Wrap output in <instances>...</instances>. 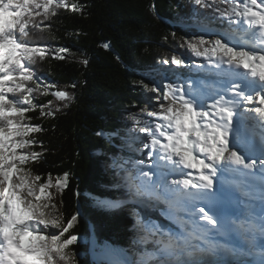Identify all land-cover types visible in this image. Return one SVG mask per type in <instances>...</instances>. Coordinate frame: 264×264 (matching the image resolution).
<instances>
[{"label":"snow or ice","instance_id":"1","mask_svg":"<svg viewBox=\"0 0 264 264\" xmlns=\"http://www.w3.org/2000/svg\"><path fill=\"white\" fill-rule=\"evenodd\" d=\"M193 2L202 8L212 7L209 0ZM221 2L229 5L221 11L229 25L222 38L205 40L201 35L194 42H187L191 52L209 61L222 78L220 86L205 96L194 82L186 87L164 83L162 89H150L162 97L158 110L144 113L155 119L141 123L132 117V131L143 134L140 138L149 150V158L158 162L157 168L168 171L157 173L139 168L136 175L129 171V190L162 200L169 208L182 199L209 198L214 177L222 169L233 165L236 167L231 170L236 173L256 169L257 160L243 154L241 146L251 150L258 141L264 156V0ZM68 7L66 0H0V264H75L70 246L78 238L69 233L77 217L73 215L65 223L53 212L51 209L56 206L49 191L55 187L62 195L68 173L58 176L54 185L51 174L42 182L40 174H33L26 167L41 156L39 152L27 151L37 144L31 134L44 130L28 122L31 118L27 113L39 107L41 116H54L60 110H53L51 102L37 105L36 95L51 94L64 101V107L73 99L67 91L50 93L54 84L41 87L32 66L43 61L51 49L32 45L26 38L31 28L40 27V21L56 15L58 8ZM71 8L79 11L83 5L73 3ZM103 47L107 49L109 45ZM67 51L59 49L54 58L64 59L61 53ZM163 63L180 66L184 61L173 55ZM137 163L143 165V161ZM259 166L264 170V159ZM168 175L181 178L169 182ZM154 176L160 179L154 181ZM259 195L264 201V179ZM199 213L205 224L185 223L179 236L161 232L156 241L159 247L145 252L137 264H235L206 259L237 253L215 239L220 220L212 209L205 211L201 207ZM240 227L245 229L251 248L257 247L259 239V247L264 250V207L258 221L254 215L250 223ZM147 231L155 236L159 230L152 226ZM261 255L260 264H264V251Z\"/></svg>","mask_w":264,"mask_h":264},{"label":"trees","instance_id":"2","mask_svg":"<svg viewBox=\"0 0 264 264\" xmlns=\"http://www.w3.org/2000/svg\"><path fill=\"white\" fill-rule=\"evenodd\" d=\"M209 2L212 7L202 8L193 0H66L68 8H58L56 15L40 21L39 28L30 29L26 38L30 44L51 49L43 61L32 66L37 80L42 79L38 81L41 87L54 84L50 93L67 91L73 99L64 107L65 102L51 94L36 95L37 105L51 102L53 110H60L54 116H41L39 107L27 113L28 122L44 130L31 134L37 144L27 151L41 156L26 167L40 174L42 182L49 174L56 179L68 173L67 186L58 197V211L51 210L65 223L73 215L77 217L69 233L78 238L70 246L75 264H99L92 259L93 243L100 248L112 244L125 252L129 240L136 254L143 253L126 233L124 209L101 204L121 200L123 179L115 169L103 174L100 165L110 166L118 156L117 141L112 138L106 145L103 140L116 131L124 132L121 109L130 107L134 113L158 110L156 104L162 97L150 89L162 81L157 68L166 66L164 60L173 55L183 59L186 53L206 60L195 56L187 43L199 37L196 30L181 26L228 29L221 11L229 5L221 0ZM73 3L83 9L73 11ZM104 44L109 47L105 49ZM62 48L68 50L61 53L65 58H54ZM177 70L166 74V82L186 86L194 66ZM139 120L148 121L145 114Z\"/></svg>","mask_w":264,"mask_h":264},{"label":"rangeland","instance_id":"3","mask_svg":"<svg viewBox=\"0 0 264 264\" xmlns=\"http://www.w3.org/2000/svg\"><path fill=\"white\" fill-rule=\"evenodd\" d=\"M188 26H191V27H193V29L196 30V26H193V24L182 25L181 27L182 28H187ZM225 31H227V29H225ZM196 32H197L196 34L198 36L203 35L205 40H214L216 38H222L221 30H216V29H213V28L202 27L201 31H197L196 30ZM183 59H184V63L182 65H180V66H176V65H173L171 63L170 64H165L166 65L165 67L159 66L157 68V72H158V75H159V77L161 78L162 81H160V83H156L155 82L154 86L163 88V84L167 83L166 82L167 81L166 74L168 72H175V71L178 72L177 69L179 67L191 64L192 66H194L195 71H193L192 74L189 75L188 80H186V83H185L186 86H187L188 83L194 82L195 86L198 89L201 90L203 87H205V89L209 90L208 86L207 85L205 86V82H206L205 79L203 80L200 77V75L204 74L205 73L204 71H206L208 69L206 67V65L203 64V60L196 59V58L192 57L191 54H187V53L183 55ZM208 65L210 66V64H208ZM201 66H203V67L199 70V68ZM193 78H194V80H193ZM190 79L193 80V81H191ZM41 80L42 79H38L39 82H41ZM152 102L154 103L155 100H152ZM156 105L158 106L159 102ZM146 112H149V111H147V110H145V111L136 110V112H135L136 114H135L130 109V107H126V108L121 109L120 114H121L122 120H123L122 129H124V132L123 131L122 132L116 131L112 135L106 136L104 138V140H103L106 145H110L112 143V141H113L112 138L117 140V142L121 143V147H120V150L118 152L120 155L116 157L117 163H116V165H114L116 167V169H117L116 170L117 173H120V174L121 173H125L127 175L129 171H128V168H126V167L128 165H132V163H135V165L137 164L136 167H134V168H136V170L139 169V168H143L144 171H149L150 170V169H146L144 167V166H147V164H148V163H145V161H146L145 159H143V160H145V161H143V165H140L137 162L138 161H142V160L138 159L137 156L133 157L131 154H127V152L128 153L129 152L133 153L135 151L136 152L141 151L145 155V158H147V156H148V151L149 150L144 148V146H143L144 145V141L140 138L143 134H138V133L132 131L133 127L135 126L134 125V121L132 120V117H137L139 119L140 116L142 114L146 113ZM145 117H147L148 121H152V120L155 119V118H152V117H148L146 114H145ZM126 137H132V140L137 141L136 145L134 146V148H132L129 145V149L128 150H123V145L132 144V143H130L132 141H130V142L124 141ZM101 152H102L103 155H105V156L107 155L105 151L104 152L101 151ZM123 153H125V155ZM110 161H111V156H110ZM122 166H123V168H121ZM100 168H101L103 174L106 176V174H107L106 171L108 169H112V166L111 165L108 166L106 164V165H103V166L100 165ZM126 175H125V178L123 177V179H122V184L124 186V181L126 182L125 187L128 190V193H127V195H128L129 194V189H128V181L126 179V177H127ZM52 181H53V184L55 185L56 179L52 178ZM49 191L53 194L54 199H53L52 203L55 204L56 207L54 209L57 212L58 211V206L57 205H59L58 204V197H59L60 193L55 187L49 189ZM122 196H124V195L122 194ZM128 198H131V196L128 195ZM122 201L120 200L119 202H115L113 200H109L107 202H102L101 204L104 205V206L106 205L107 207L108 206L109 207L115 206V207H120V208L125 207V205H126L128 207L124 211L131 213L132 207L129 206V204L126 203V202H125V204H122ZM147 215H148L147 216L148 218H151V220L156 223V219L157 218L154 215H152V214H147ZM134 219L137 221L136 223L139 226L138 234L135 233V230L132 229L131 226H129L130 233L133 232L135 234V237H137V238H138V236L139 237L143 236V238L147 237L146 240H152V238H153V241H155V242L157 240H159L156 235L155 236H151V235L148 234V231L146 229H143V228L140 227V222H141L140 221V217L138 218L139 220L136 219L135 217H134ZM128 225H129V223L128 224L126 223V226H128ZM156 228H157V225H156ZM135 237L133 236V241L134 242L136 241V243L138 245H140V241L136 240L137 238H135ZM126 239H128V238H126ZM126 243H127L128 250H126L125 252H123L119 247L114 246L112 244H108L106 247L100 248V246H97V245H95V243H93V249H92V254H91L93 261L97 262L99 264H101V263L102 264H134L135 262L140 261V259L142 257V253L136 254L134 252L135 251L134 250L135 245H131V244L129 245L128 244L129 240H128V242L126 241ZM157 246H159V245L157 244ZM110 254H112L114 257L112 255H110ZM113 259H115V260H113Z\"/></svg>","mask_w":264,"mask_h":264},{"label":"bare ground","instance_id":"4","mask_svg":"<svg viewBox=\"0 0 264 264\" xmlns=\"http://www.w3.org/2000/svg\"><path fill=\"white\" fill-rule=\"evenodd\" d=\"M199 28H201V27H199ZM228 30V29H227ZM205 72V71H204ZM205 75H207V73L205 72ZM207 80V79H206ZM207 82H209V80H207ZM215 82V78H213V82H211V83H205V86L207 85L208 86V89L209 90H207V94L209 95L210 93H211V90H212V88L213 87H216V88H218V86H215L213 83ZM204 86V85H203ZM204 89H203V91L205 90V87H203ZM125 140L127 141V142H130V141H132V144H134V143H136L137 141H135V140H132V137H126L125 138ZM129 171V170H128ZM126 175V174H125ZM127 176V175H126ZM125 185H126V182H125ZM126 188V187H125ZM128 189H129V186H128ZM128 195H130L131 196V198H128V204H129V206H131L132 207V209H135V210H137V212H139L140 213V227L141 228H146V227H148V225L146 224V221H144L143 220V217L145 216V213H146V209L148 208H151V206L153 205V203L156 201V199H154V198H150V197H148V196H145V195H135L134 194V192L133 191H130L129 190V194ZM126 207H128V206H126L125 205V207H122V209H126ZM166 209V211L168 212V213H170V214H173L172 213V210H174L175 211V209H176V206H173L172 208H169V206L167 205L166 207H165ZM149 212H151V211H149ZM142 215V216H141ZM124 216H125V220H126V223L128 224L129 223V225L127 226L128 227V229H127V231H126V233L129 235V236H132V234L129 232L130 231V228H129V226H131L132 227V229H134L135 230V233H137L138 234V230H139V226L137 225V221L134 219V216L131 214V213H129V212H125L124 211ZM174 218H175V216H174ZM136 219H138V218H136ZM182 219V218H181ZM139 220V219H138ZM175 220H176V222H168L167 221V219H164V221L165 222H167L168 223V226H170L168 229H165L164 227H160V226H157V229L159 230L158 232H157V234H156V236H157V238L158 239H160V233L161 232H163V233H169V234H172L173 236H179V235H181L182 234V232H183V229H184V227H182V228H177L175 225L177 224V222L179 221L178 220V218H175ZM164 222V223H165ZM154 226V225H153ZM155 227H156V225H155ZM160 232V233H159ZM140 233V232H139ZM135 235V234H134ZM138 236V235H137ZM135 237V236H134ZM139 237V236H138ZM135 238H137V237H135ZM134 238V239H135ZM137 240V239H136ZM159 247V246H158ZM152 252V251H151ZM110 255H112V254H110ZM113 256V255H112ZM114 257V256H113ZM112 257V258H113ZM113 260H115V259H113ZM210 260H213V259H210ZM213 261H215V260H213Z\"/></svg>","mask_w":264,"mask_h":264},{"label":"water","instance_id":"5","mask_svg":"<svg viewBox=\"0 0 264 264\" xmlns=\"http://www.w3.org/2000/svg\"><path fill=\"white\" fill-rule=\"evenodd\" d=\"M120 263V262H119Z\"/></svg>","mask_w":264,"mask_h":264}]
</instances>
